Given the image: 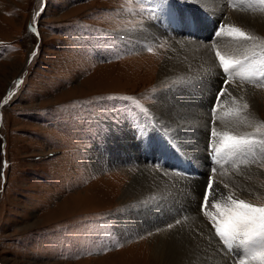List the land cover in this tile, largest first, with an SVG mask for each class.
<instances>
[{
  "label": "rangeland",
  "instance_id": "rangeland-1",
  "mask_svg": "<svg viewBox=\"0 0 264 264\" xmlns=\"http://www.w3.org/2000/svg\"><path fill=\"white\" fill-rule=\"evenodd\" d=\"M172 1L183 2L182 13L195 9L203 12L202 5L194 0ZM230 1L224 0L226 9L236 3L239 8L235 11L242 15L264 16V6L257 1L253 3L258 5L249 0ZM147 2L0 0V264H153L149 257L151 242L169 230L168 225L196 222L198 214L212 239L209 254H215L216 264H231L211 229L212 221L227 214L224 208L209 207L207 216L200 211L191 177L149 162L150 156L140 153V144L129 126L146 114L150 117L146 124L156 130L165 129L161 131L172 136L177 145H186L182 148L188 154L192 155L189 149L197 146L187 144L186 138L170 130L167 120H172L173 109L169 102L160 103L153 96L155 91L168 92L171 84L180 82L176 79L161 86L155 83L166 49L175 42H190L179 40L178 31L164 33L161 28L168 26L165 17H158L161 28L152 24L155 21L149 19ZM199 19L194 17V28L204 21V17ZM30 25L34 31L29 30ZM225 26L230 28L229 24ZM137 28L150 35L140 39L141 33L139 39L134 38L132 31ZM211 31L205 34L206 41L199 35L195 38L211 43L208 47L217 69L209 83L216 89L222 79L217 53L225 60L233 57L216 49L217 39H208ZM248 36L258 47L254 52L264 57V31L256 38ZM240 57L241 78L263 67L258 56L250 52ZM234 79L230 82L264 92L262 86ZM224 98L223 94L212 122L211 100L201 108L205 121L194 114L183 117L187 125H197L203 132L204 173L193 180L205 182V145L210 131L217 132L218 141L224 133L258 141L248 154L239 153L236 160L230 157L233 159L221 161L212 176L215 184L220 185L215 179H221L222 186L245 170L259 166L264 169V94L259 97L258 134H237L233 123L228 129L225 124L216 126L221 114L227 112ZM153 101L157 109L163 104L168 111L164 117L152 111ZM142 169L171 173L167 194L173 190L180 195L183 190L176 185L183 184L181 205L172 220L167 213L155 218L152 211L151 220L139 219L138 200L122 203L128 173ZM261 183L264 190V179ZM147 200L144 197L142 202ZM251 200L255 207H263L264 192ZM166 202L170 208L177 200L171 205V200ZM177 220L181 223L176 224ZM263 260L257 255L246 264Z\"/></svg>",
  "mask_w": 264,
  "mask_h": 264
},
{
  "label": "bare ground",
  "instance_id": "bare-ground-1",
  "mask_svg": "<svg viewBox=\"0 0 264 264\" xmlns=\"http://www.w3.org/2000/svg\"><path fill=\"white\" fill-rule=\"evenodd\" d=\"M194 1L199 2L202 5L203 12H198L197 9L190 10L191 12H185H190V14L194 17L196 16L199 22V17H204V21L202 23L198 22L197 27L194 28V32L197 33V30L199 29V36H202L205 40V34L213 28V26L211 28V23L214 25L216 21L222 22L224 28L219 32L220 34L216 35L213 39H210V37L208 39L211 41H216L217 39L215 44L216 49L225 52L226 57L231 58L240 56L250 51L254 52L258 48L252 38L251 39L253 41H251V39H244L238 36L233 39V36L227 37L225 34H229L231 28L236 27L240 29L242 28L246 31L247 36L251 34L253 38H256V36L258 37V34H262L264 31V16L242 15L240 12L235 11L236 8H239L236 7V3H233L231 7L226 9L224 0L218 2L213 0ZM233 2H236V0H233ZM205 8L208 9L205 10ZM211 15L214 16L212 17ZM196 20L194 21L196 22ZM152 24L156 25L155 22ZM225 24H229L230 28L226 27ZM132 32V36L138 39L141 33L140 39L150 35L144 33L145 31L138 28ZM178 33L179 40L184 41L187 39L191 44L188 42H175V44H172L170 48L166 49L163 58L159 61V68L155 77V83L158 86H161L176 79L180 82L177 84H171V88L168 92L161 90L155 91L153 96L156 98V101L159 100L160 103L165 101L170 103V107L173 109L172 120H170V122L167 120L170 130H172V132L176 130L179 136L186 138L187 144L195 143L197 145L194 146L193 149H189V151L192 154V158L197 162V165L204 169L205 159L203 156V132L198 130L199 126L197 125H187L183 120V117L184 114H194L196 116L199 115V118L205 121V113L201 108L204 104H206L205 101H212L215 89L214 85L209 83V79L211 74L216 71L217 67L213 54L210 52L211 49L208 47V45L211 44L209 41L205 43L204 41L196 39L195 36L192 37L190 33H186L183 30H179ZM188 37L191 38L188 39ZM230 80L236 79H227L228 83L224 87V104L227 112L225 114H221L220 120L216 123L220 122L216 126L219 127L221 124H225L228 129L231 128V126L228 125L233 123L234 126H236L235 128H237V134H258L256 129L258 128V124L261 122L258 111L260 106L259 97H261L264 92L259 91L258 89H252V87L239 86L236 82H230ZM156 101H153L151 104L152 111H154L156 115L158 113L160 116L164 117L168 111L162 108L163 104H161L160 108L157 109ZM191 103H193L194 106H197L198 109H194ZM245 104H248L247 109L244 108ZM218 116L219 114L216 115V117ZM223 116L225 118L224 120H222ZM185 146V144L182 145V147ZM140 153L142 154L141 151ZM163 173L164 174H159L151 169H142L128 173V180L123 187L124 190L122 189V203L128 199H131L132 201L138 200L139 202L136 209V215L139 219H145L148 221L151 220V211L155 214V218L159 213H167V217L171 218V220L176 216V214H178L174 211L177 210L179 205H181L180 200L184 195L183 184L178 183L176 185L178 188L183 190L180 195L177 196L173 190L167 194L165 190L169 187V183L172 178L169 175L171 173L165 171H163ZM193 178L194 177H191V180L193 181V185H195V189H192V191L194 190L196 203H198L200 201V194H202L204 179L202 181L196 178L193 180ZM262 179H264V169L259 166L245 170L230 178L229 182H225V184L228 185V188H223L220 182L221 179L216 178L215 181L222 186L221 189L225 197V203H227L228 195L230 193H235L236 198L245 199L247 203L256 206L251 198H257V196L264 192L263 184L261 183ZM176 181L177 180L173 181L172 184L175 185ZM162 191H164V194ZM176 196L177 198L175 199L174 197ZM144 197H148V200L142 202ZM166 199L171 200L168 205H171L176 200L177 203L172 204L169 208L167 206ZM157 203L158 206H156ZM199 217L200 215L198 214V218H196L197 223L189 221L188 223H184L182 225L180 224L169 230L161 232L160 236L151 242L149 257H151L152 263L216 264V261L214 260L215 254H209L211 249L210 246L213 244L212 239L209 237V232L205 229V226L203 225L204 223L200 220L201 217ZM260 264H264V260Z\"/></svg>",
  "mask_w": 264,
  "mask_h": 264
},
{
  "label": "snow or ice",
  "instance_id": "snow-or-ice-1",
  "mask_svg": "<svg viewBox=\"0 0 264 264\" xmlns=\"http://www.w3.org/2000/svg\"><path fill=\"white\" fill-rule=\"evenodd\" d=\"M261 3H264V0H261ZM29 30L34 31L32 25L29 26ZM219 34L220 33H218V35ZM229 35L251 39V37L247 36L245 32L236 27L231 28ZM217 57L220 59V66L223 68L224 73L230 74L233 65L225 60L224 57L220 56L219 53H217ZM18 83L19 81H17V84ZM224 83L227 84L228 81L225 80ZM224 91L225 89L223 88L218 91V100L223 96ZM244 108L247 109L248 104H245ZM212 111L215 112L216 109L213 108ZM212 136H217L215 130L212 131ZM220 143L221 147H215L214 149V155L217 157L224 152L236 154L245 151L249 146L256 143V141L224 133L223 139ZM216 171V169H213V172ZM223 188H228V185H223ZM224 199L225 197L221 186L215 184L210 177L203 194L201 210L204 211V214L207 216L209 215L207 211L209 207H215L218 209L221 207L224 208L227 214H222V218L214 223L215 235L219 237L220 242L225 249L229 251L234 250L236 245H241L247 248V251L240 258V264H246L250 257L254 259L258 254L257 240L255 237H264V207H255L252 204L247 203L245 199L236 198L235 193H230L227 197V203L221 205L220 201ZM180 223V220L176 221V224ZM168 227L171 229L173 225L170 224ZM242 236L244 238H241ZM258 247L260 258L264 259V239L259 240Z\"/></svg>",
  "mask_w": 264,
  "mask_h": 264
}]
</instances>
